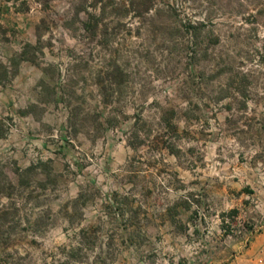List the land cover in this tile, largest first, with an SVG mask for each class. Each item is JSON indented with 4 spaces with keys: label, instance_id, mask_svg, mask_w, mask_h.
<instances>
[{
    "label": "rangeland",
    "instance_id": "1",
    "mask_svg": "<svg viewBox=\"0 0 264 264\" xmlns=\"http://www.w3.org/2000/svg\"><path fill=\"white\" fill-rule=\"evenodd\" d=\"M263 230L264 0H0V264H213Z\"/></svg>",
    "mask_w": 264,
    "mask_h": 264
},
{
    "label": "crops",
    "instance_id": "2",
    "mask_svg": "<svg viewBox=\"0 0 264 264\" xmlns=\"http://www.w3.org/2000/svg\"><path fill=\"white\" fill-rule=\"evenodd\" d=\"M245 235L241 237V240H236L234 243L229 244L221 256L218 257L213 264H238L240 260L245 261V264H255V253L258 255L264 252V230L257 234L250 246L243 249Z\"/></svg>",
    "mask_w": 264,
    "mask_h": 264
},
{
    "label": "built area",
    "instance_id": "3",
    "mask_svg": "<svg viewBox=\"0 0 264 264\" xmlns=\"http://www.w3.org/2000/svg\"><path fill=\"white\" fill-rule=\"evenodd\" d=\"M259 228H260V226L259 225H254V227H253V229L251 230V232H253V231H258L259 230Z\"/></svg>",
    "mask_w": 264,
    "mask_h": 264
}]
</instances>
